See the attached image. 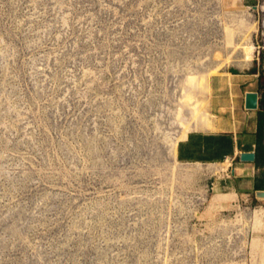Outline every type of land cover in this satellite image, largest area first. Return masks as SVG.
<instances>
[{"label": "rangeland", "instance_id": "1", "mask_svg": "<svg viewBox=\"0 0 264 264\" xmlns=\"http://www.w3.org/2000/svg\"><path fill=\"white\" fill-rule=\"evenodd\" d=\"M230 67L264 0H0V264H264V199L175 158Z\"/></svg>", "mask_w": 264, "mask_h": 264}, {"label": "crops", "instance_id": "2", "mask_svg": "<svg viewBox=\"0 0 264 264\" xmlns=\"http://www.w3.org/2000/svg\"><path fill=\"white\" fill-rule=\"evenodd\" d=\"M257 85L253 73L234 67L214 75L209 82L212 127L190 132L178 143L175 151V158L181 164L233 163L236 169L232 170L231 178L224 185L230 194L245 199L255 194V179L258 176H255L257 169L254 163H240L239 156L255 154L258 109L246 111L244 103L247 94L256 93Z\"/></svg>", "mask_w": 264, "mask_h": 264}, {"label": "trees", "instance_id": "3", "mask_svg": "<svg viewBox=\"0 0 264 264\" xmlns=\"http://www.w3.org/2000/svg\"><path fill=\"white\" fill-rule=\"evenodd\" d=\"M258 87L261 90V97L258 100V127H257V146L255 151L254 165L257 170L264 168V76H259ZM255 192L264 191V181L260 177L255 179Z\"/></svg>", "mask_w": 264, "mask_h": 264}, {"label": "water", "instance_id": "4", "mask_svg": "<svg viewBox=\"0 0 264 264\" xmlns=\"http://www.w3.org/2000/svg\"><path fill=\"white\" fill-rule=\"evenodd\" d=\"M258 95L256 93H249L245 96L244 109L246 111H257L258 109ZM240 163L253 164L255 162L254 153L240 154ZM257 198L264 199V191L255 192Z\"/></svg>", "mask_w": 264, "mask_h": 264}, {"label": "bare ground", "instance_id": "5", "mask_svg": "<svg viewBox=\"0 0 264 264\" xmlns=\"http://www.w3.org/2000/svg\"><path fill=\"white\" fill-rule=\"evenodd\" d=\"M202 86L204 85V81L202 82V84H201ZM203 108V107H202ZM211 127H212V125H211ZM210 126H209V128H211Z\"/></svg>", "mask_w": 264, "mask_h": 264}]
</instances>
